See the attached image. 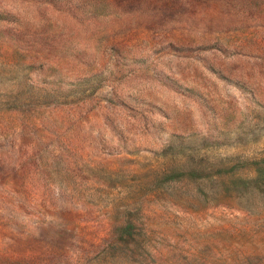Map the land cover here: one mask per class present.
<instances>
[{
    "label": "rangeland",
    "instance_id": "374dc122",
    "mask_svg": "<svg viewBox=\"0 0 264 264\" xmlns=\"http://www.w3.org/2000/svg\"><path fill=\"white\" fill-rule=\"evenodd\" d=\"M0 264H264V0H0Z\"/></svg>",
    "mask_w": 264,
    "mask_h": 264
}]
</instances>
